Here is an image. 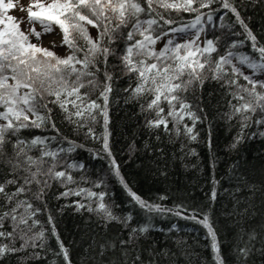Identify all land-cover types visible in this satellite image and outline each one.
I'll return each instance as SVG.
<instances>
[{
  "label": "snow or ice",
  "instance_id": "6c2138e0",
  "mask_svg": "<svg viewBox=\"0 0 264 264\" xmlns=\"http://www.w3.org/2000/svg\"><path fill=\"white\" fill-rule=\"evenodd\" d=\"M214 2L32 0L27 7L28 21L32 27L25 32L17 18L8 14L9 10L15 8L13 0H0V172L4 174L0 181V241H8L0 242V257L28 248L46 247L45 230L37 219L42 208L37 202L44 203L51 180H59L64 185L75 183L67 169L85 167L84 164L68 163L64 165L65 170L57 171L61 164V154L71 153L83 145H77L74 140L59 135L60 130L53 118L54 107L59 108L63 120L72 125L75 131L87 129L84 132L86 138L101 139L96 135L94 125L102 118L105 129L102 133V150L111 157L107 125L114 73L127 76L134 82L124 91L130 93V99L143 101L140 104L143 113L152 114V118L146 117V126L149 128L163 127L166 133L174 132L177 137L183 134L196 140L198 133L194 129L197 121L202 119L198 113H203V109L194 110L199 103L197 91L209 81H215L221 88L228 89L227 95L231 99L227 105L230 110L224 115L228 120L238 118L241 131L230 145L231 148H236L243 141L244 129L253 123L264 126V79L257 78L264 76V44L259 43L241 18L233 0H219V3L235 15L237 23L244 29L247 41L251 42L255 57L235 51L244 41H234L224 54L218 52L213 39H206L201 44L205 15L207 21L213 19L210 13L205 14L201 9L210 7ZM173 11L196 15L194 19L177 27V21L171 16ZM37 22L42 31L36 30ZM54 25L62 33L61 46H67L69 50L65 56H59L30 39V36L39 39L43 34L53 32ZM89 26L97 30L95 39L90 35ZM193 30L194 34L189 35ZM185 36L189 38L185 39ZM161 40L165 42L157 50L155 46ZM213 53H216L215 59ZM110 57L116 61L111 68ZM244 68L250 70V74H245ZM101 74L103 80L99 78ZM241 79L245 83L241 84ZM97 92L96 98L92 99ZM189 92L192 93V102L185 95ZM185 118L192 122L191 126L184 122ZM170 123L173 125L171 129ZM46 127L54 130L59 139L57 136H35L25 140L19 136L24 129ZM259 134L264 136V132ZM50 141H57L58 144L66 142L68 147L53 149L49 147ZM37 146H40L39 155H30ZM110 165L112 174L118 178L131 201L148 214L149 219L151 214H171L202 225L207 230L215 264H225L209 213L197 208L189 211L183 204L167 208L149 202L128 185L115 158H111ZM218 183L213 181L209 197L212 201L217 198ZM104 184L102 178L93 182L95 188H101ZM9 186H12L11 191L8 190ZM243 187L249 188L253 195L259 192L264 196V184L256 188L255 185L245 183ZM237 191L240 189L237 188ZM107 195L106 191L97 192L92 188L78 187L66 188L57 199L83 197L88 203L76 201L77 210L86 209L89 213H95L99 225L107 228L112 222H118L128 227L132 215H115L112 205L105 202ZM243 211L250 214L249 206L245 205ZM7 221L11 222V230L4 228ZM47 222L52 225V235L59 245L57 255H61L66 264H71L68 249L59 239L51 214ZM37 226H40L39 230H36ZM175 227L173 225L170 231ZM150 228L151 224L146 223L130 228L127 239L100 243L96 253L98 264H145L141 256L136 254L137 243L140 236L148 233ZM261 229L260 238L264 239V225H261ZM245 234L248 241L237 249L241 259L250 254L251 243L257 238L255 230ZM37 241L40 243L37 244ZM117 243L120 246L119 257L114 258ZM108 249L114 250L111 256L108 255ZM33 255L39 256L38 253ZM148 264L154 262L149 260Z\"/></svg>",
  "mask_w": 264,
  "mask_h": 264
},
{
  "label": "trees",
  "instance_id": "16d2710c",
  "mask_svg": "<svg viewBox=\"0 0 264 264\" xmlns=\"http://www.w3.org/2000/svg\"><path fill=\"white\" fill-rule=\"evenodd\" d=\"M233 3L259 43L264 44V0H233ZM201 12L210 13L213 17L212 21H207L205 15L202 23L203 36L204 40L216 41L220 54H224L234 41H244L235 51L255 57L244 29L237 23L235 15L221 6L219 0H215L210 7L201 9ZM195 15L175 11L171 13L172 18L177 21V27L194 19ZM89 32L94 39L97 37L96 28L89 26ZM120 46L122 45H117ZM213 58H216V53H213ZM115 63L114 58L110 57L109 67ZM99 78L103 80V75ZM133 83L127 76L114 73L113 92L108 101L107 125L111 157L102 150V133L105 130L102 118L94 125L96 135L101 139L86 138L84 132L87 129L75 131L72 125L63 120L59 108H53L59 135L74 140L77 145H83L71 153L61 154V164L57 171L65 170L64 165L68 163L84 164L85 167L67 169L75 183L64 185L59 180H51L44 203L37 202L42 208L37 219L45 230L46 247L28 248L19 253L7 254L0 257V264H66L63 257L57 255L59 245L52 235V225L47 222L49 214L53 217L60 241L68 249L71 264H98L96 253L100 243L127 239L130 228L146 223H150L151 228L148 233L140 236L136 253L145 264L149 260L154 264H215L207 230L195 221L171 214H151L149 219L148 214L131 201L118 178L112 174L111 158H115L121 175L132 190L145 200L167 208L183 204L189 211L197 208L209 213L217 231L220 255L225 264H264V239L260 238L261 225H264V196L259 192L253 195L249 188L243 187L245 183L255 185L256 188L264 184V136L259 134L264 132V126L253 123L251 127L244 129L243 141L236 148H231L230 145L241 131L238 118L228 120L224 115L230 110L227 105V101L231 99L227 95L228 89L221 88L215 81H209L197 91L199 103L194 110L200 108L203 113H198L202 115V119L197 121L194 129L198 133L196 140L183 134L177 137L174 132L166 133L163 127L149 128L146 126V117L152 118V114L143 113L140 108L143 101L130 99V93L124 91ZM240 83L245 82L241 79ZM97 95L98 92L94 93L92 99ZM185 95L192 102V93ZM184 122L191 126L192 122L187 118ZM169 128H173L171 123ZM19 136L25 140L35 136H57L59 139L58 134L50 127L24 129ZM49 147L67 148L68 144L50 141ZM39 148L40 146L33 148L29 154L38 156ZM3 178L4 174L0 172V181ZM101 178L105 184L101 188H95L93 182ZM214 180L219 181L216 185L218 195L212 201L209 197ZM78 187L92 188L97 192L106 191L108 195L105 202L112 205L115 215H132L128 227L118 222H112L107 228L99 225L95 213H89L86 209L77 210L76 201L88 203L83 197L57 199L66 188ZM237 188L240 189L239 192ZM8 190L11 191L12 186ZM160 197L166 199L161 200ZM245 205L249 206L250 214L243 211ZM10 223L5 222L4 228L11 230ZM173 225L176 227L170 231ZM39 228L37 226L36 230ZM253 230L257 238L251 243L250 254L241 259L237 249L248 241L245 233ZM119 248L117 243L114 258L119 257ZM113 251L108 249V255L111 256ZM33 253H38L39 256H34Z\"/></svg>",
  "mask_w": 264,
  "mask_h": 264
},
{
  "label": "rangeland",
  "instance_id": "374dc122",
  "mask_svg": "<svg viewBox=\"0 0 264 264\" xmlns=\"http://www.w3.org/2000/svg\"><path fill=\"white\" fill-rule=\"evenodd\" d=\"M13 3L15 5V8L9 10L8 14L16 17L17 21L20 22L21 29L24 30L25 32H28L29 29L32 27V25L28 21L27 7L32 3V0H13ZM35 28L37 31H42L41 25L38 22L35 24ZM193 34H194V30L193 33L189 35H193ZM187 38H189V36H185V39ZM30 39L33 43L49 48L50 50L56 52L57 55L59 56H65L68 54L69 50L67 49V46H61L62 33L60 29L55 25L53 26V32L43 34L39 39H36L34 36H30ZM204 41L205 40L203 33H201V37H200L201 44H203ZM164 42L165 40H161L156 44L155 47L157 48V50L163 47ZM53 44H55V47H53ZM233 62L236 63V61ZM243 70L245 73L250 74V70H248L247 68H244ZM257 78L264 79V76H259Z\"/></svg>",
  "mask_w": 264,
  "mask_h": 264
}]
</instances>
